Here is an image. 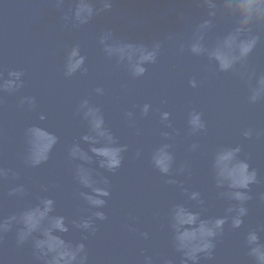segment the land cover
I'll use <instances>...</instances> for the list:
<instances>
[{
  "label": "water",
  "instance_id": "1",
  "mask_svg": "<svg viewBox=\"0 0 264 264\" xmlns=\"http://www.w3.org/2000/svg\"><path fill=\"white\" fill-rule=\"evenodd\" d=\"M54 2L0 0V69L25 70L23 89L16 94H0V166L19 173L15 181H0V215L34 202L36 195L54 197L58 211L70 219L85 207L77 198L81 189L73 178L67 147L86 130L76 108L81 99L88 98L101 107L119 142L128 146L115 173L97 169L108 177L111 197L104 209L108 219L97 221V232L86 241L89 264H141L142 249L154 257L176 258L167 228L168 210L185 197L179 188L165 181L175 179L189 191L199 190L207 203L205 215L223 214L225 202L217 198L211 159L218 147L237 143L262 182L252 186L253 200L248 202L245 224L237 230L226 226L216 243L214 259L202 264H252L243 238L249 228L264 225V202L258 198L264 192V101L249 104L248 84L239 75L218 73L205 58L178 51L179 43L188 40L207 10L197 7L194 0H111V10L95 16L87 25L72 28L61 19L67 7L57 9ZM65 2L67 5L69 0ZM230 26V21L219 20L206 39L212 42ZM105 30H111L121 42L150 47L153 41H162L157 63L146 65L143 77L132 78L123 65H116L102 52L98 38ZM73 44L81 46L87 72L65 78L64 51ZM247 70L264 72V44L249 57ZM193 77L198 81L197 88L188 85ZM96 87L104 89L102 96L94 92ZM23 95L36 97L35 110L17 107ZM145 103L150 105L149 113L141 116L139 108ZM193 110L202 113L206 124L205 130L197 134H189L187 125ZM127 111L134 114L132 124L124 118ZM163 112L169 113L166 121L161 118ZM40 113L45 114V121L39 120ZM33 123L46 126L59 137L50 160L36 169L22 163L24 130ZM249 127L260 135L245 140L241 132ZM164 132L168 137L162 135ZM80 143L87 151L88 145ZM166 143L171 145L174 167L186 164V174L174 172L165 177L151 166L152 152ZM192 144L199 147L190 151ZM16 183L25 184L28 197L17 200L7 195ZM42 187L47 192H42ZM126 225L148 232L149 239L137 238ZM71 238L79 240L80 233L73 232ZM261 238L264 240V233ZM0 257L5 264H33L30 247L16 248L13 233L0 243ZM155 264H162V259H156ZM174 264H179L178 258Z\"/></svg>",
  "mask_w": 264,
  "mask_h": 264
},
{
  "label": "clouds",
  "instance_id": "2",
  "mask_svg": "<svg viewBox=\"0 0 264 264\" xmlns=\"http://www.w3.org/2000/svg\"><path fill=\"white\" fill-rule=\"evenodd\" d=\"M197 7L206 9L192 29L186 42H180L178 51L185 50L193 57L205 58L209 64H214L218 73H235L248 84L249 104L264 101V72L257 74L247 70V62L258 45L264 44V0H194ZM57 9L67 7L61 19L65 26L80 28L87 25L102 12L112 9L111 0H55ZM226 19L231 22L230 28L209 42L206 37L215 28L216 23ZM102 52L116 65H123L132 78L143 77L148 68L154 65L162 51V41L155 40L151 46L143 43L121 42L111 30L103 31L98 38ZM86 56L81 54V46L73 44L64 51L62 73L65 78L81 75L87 72ZM239 66V68L237 67ZM25 70L22 68L0 69V94H16L25 87ZM254 80V83H253ZM191 88L198 87L196 78L188 81ZM94 92L103 95L104 89L96 87ZM18 108L33 111L37 108L35 96L23 95L19 98ZM150 105L145 103L139 108L141 116H147ZM76 114L86 124V130L67 147V159L73 165V178L80 186L77 198L85 207L79 210L75 218H69L58 211L57 201L49 195H36L34 202L6 216L0 215V243L9 233L14 234L16 248L29 246L33 264H89V252L86 241L97 232V221L108 219L104 209L111 197V185L107 176L97 169L107 173H115L120 169L124 153L128 146L121 144L106 123L101 107L84 98L79 101ZM133 112L124 113L129 124L134 123ZM169 113H161L162 120H168ZM46 116L39 114V120L45 121ZM187 125L189 134H197L205 130L206 124L202 113L193 110L188 114ZM170 127V125H168ZM168 137V133H162ZM247 140L259 132L245 128L241 132ZM25 151L22 163L27 168L36 169L46 164L52 155L59 137L46 126L33 123L24 130ZM80 142L88 145L87 151ZM199 145L189 146L195 151ZM170 144H163L154 149L151 154V166L162 176L170 177L184 175L188 172L186 164L175 166L174 155L169 149ZM91 153L92 155H89ZM141 155L137 150L136 156ZM94 157L96 158L94 160ZM95 165V167H93ZM211 176L217 190V198L224 201L223 214L205 215L207 203L199 190L184 187L175 179H167L169 185H175L183 193L181 202L173 203L168 210L167 228L170 243L176 258H158L144 254L142 249L141 264H155L156 259H162V264H174L178 258L179 264H202L212 261L216 243L229 230L241 229L248 216V202L253 200L252 186L260 184L258 171L252 167L249 158L242 152L241 144L221 146L216 149L211 159ZM19 173L12 168L0 166V181L17 180ZM87 189L88 191H85ZM47 192L46 188H41ZM7 195L23 200L29 196V190L24 183H16L9 187ZM259 200L264 202V192L259 194ZM128 231L137 238L147 240L149 233L139 231L131 225H126ZM73 232L80 233V239L71 238ZM264 225L249 228L243 238L247 256L252 264H264ZM0 264H5L0 257Z\"/></svg>",
  "mask_w": 264,
  "mask_h": 264
}]
</instances>
